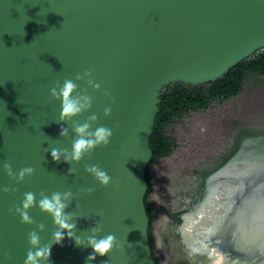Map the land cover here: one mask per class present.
Masks as SVG:
<instances>
[{
	"label": "water",
	"instance_id": "1",
	"mask_svg": "<svg viewBox=\"0 0 264 264\" xmlns=\"http://www.w3.org/2000/svg\"><path fill=\"white\" fill-rule=\"evenodd\" d=\"M261 49L264 0H0V161L10 160L17 172L36 168L20 184L0 171V185L19 189L0 193V264H23L26 258L27 233L34 225L21 224L9 212L25 192L76 193L93 185L92 196L78 195L67 209L91 217L77 220V234L83 236L99 219L101 235L114 234L122 244L108 256L97 255L93 264H156L145 197L161 91L177 82H216ZM89 68L101 90L88 89L92 109L74 119L83 122L94 112L114 135L108 147L73 165L78 174L70 176L72 165L54 162L45 151L71 150L74 137L70 124L64 125L69 136H60L61 103L50 98L49 89ZM111 97L116 103L105 118ZM233 139L215 170L252 165L240 175V202L264 207V124L245 127ZM86 164H99L114 183L100 187L84 171ZM100 210L102 218L95 215ZM30 215L46 225L41 244L50 242L51 216L38 208ZM92 251L65 234L62 244L52 245L49 264H86Z\"/></svg>",
	"mask_w": 264,
	"mask_h": 264
},
{
	"label": "flooded vegetation",
	"instance_id": "2",
	"mask_svg": "<svg viewBox=\"0 0 264 264\" xmlns=\"http://www.w3.org/2000/svg\"><path fill=\"white\" fill-rule=\"evenodd\" d=\"M262 124L264 117L225 120L226 141L221 150L210 153L204 163L182 168L181 173L165 188L162 207L159 205V210L155 211L152 205L157 216L153 227L154 239L157 227L158 240L164 245V252L171 251L172 257L176 256L174 264H264V207L253 203L241 204L237 219L232 217L234 198L236 195L240 198V178L232 176L234 173H226L231 166L215 170L229 152L234 136L244 131L245 127ZM237 156L240 157V151ZM219 181L224 183L214 188ZM220 188H225V194L227 189H231L230 198L224 204L226 214L221 224L217 219L219 213L213 211L218 228L216 226L211 230L202 224L201 213L205 211L203 216L207 217L210 212L208 206ZM155 192L153 185L151 196ZM160 213L164 215L162 220Z\"/></svg>",
	"mask_w": 264,
	"mask_h": 264
},
{
	"label": "clouds",
	"instance_id": "3",
	"mask_svg": "<svg viewBox=\"0 0 264 264\" xmlns=\"http://www.w3.org/2000/svg\"><path fill=\"white\" fill-rule=\"evenodd\" d=\"M77 81H83L86 87L81 88ZM93 91L101 90V83L95 79L94 69L89 68L82 73H77L75 79H64L61 85L57 82L49 89V96L52 100H58L61 103L59 119L56 121L61 125L60 136L67 138L69 136L70 124L71 131L74 134L71 144V150L68 148L50 147L45 151H50L54 162L63 160L72 165L68 169V175H77V169L73 167L79 164L86 156L90 159L91 154L97 148H106L110 145L114 131L112 128L98 123L100 117L92 112L81 122L74 119L84 113L90 112L93 105V96L89 94L88 89ZM105 96L110 93L105 90ZM116 100L111 97L110 103L103 110V117H110L112 114V104ZM0 171L16 184L22 183L26 178L32 177L36 173V168L26 166L18 172L14 170L10 160L0 161ZM84 171L91 175L98 182L100 187L107 188L113 184V178L99 164H86ZM19 189L7 185H0V193L16 192ZM96 192V187H81L76 193L73 191H53L50 195L44 190L39 194L28 191L23 194V199L19 204L9 209L11 214L19 216L20 223L23 225H34L31 231L27 233L29 248L26 252V258L23 264H49L51 248L53 244H62L67 238L74 240L78 247H90L93 251L86 257V264H93L97 255L108 256L113 250H121L122 244L117 240L114 234L101 235L104 230L102 220H93V226L84 232V235L77 234V220L79 218H91L79 216L75 211H67L78 195L92 196ZM39 196V199L37 198ZM79 207V205H76ZM38 208L40 212L51 216L55 230L52 232L51 240L48 243L41 244V233L46 230L44 223L37 221L30 215V210ZM96 216L103 217L102 210L97 211ZM106 264V261L103 262Z\"/></svg>",
	"mask_w": 264,
	"mask_h": 264
},
{
	"label": "rangeland",
	"instance_id": "4",
	"mask_svg": "<svg viewBox=\"0 0 264 264\" xmlns=\"http://www.w3.org/2000/svg\"><path fill=\"white\" fill-rule=\"evenodd\" d=\"M233 117H264V76L250 75L237 97L222 104L214 103L207 110L189 113L169 129L178 147L170 156L158 159L152 166L151 177L156 192L152 194L151 202L155 211L159 210V205L162 207L165 188L181 173L182 168L204 163L210 153L221 150L226 141L225 120ZM241 204L244 203L237 197L234 204L235 216L240 214ZM159 216L161 220L164 218L163 213ZM159 237L157 232L155 241L160 264H174L176 256L172 257L171 251L164 252V245L158 240Z\"/></svg>",
	"mask_w": 264,
	"mask_h": 264
},
{
	"label": "trees",
	"instance_id": "5",
	"mask_svg": "<svg viewBox=\"0 0 264 264\" xmlns=\"http://www.w3.org/2000/svg\"><path fill=\"white\" fill-rule=\"evenodd\" d=\"M250 75L264 76V49L255 52L216 82L197 86L177 82L165 86L161 91L160 110L156 116L150 138L153 158L146 171L148 192L145 197L146 210L150 220L148 232L150 247L156 264H160V261L153 236V227L157 216L150 202L153 191L151 169L158 159L170 156L178 147L169 129L189 113L207 110L214 103L222 104L237 97L243 91Z\"/></svg>",
	"mask_w": 264,
	"mask_h": 264
},
{
	"label": "bare ground",
	"instance_id": "6",
	"mask_svg": "<svg viewBox=\"0 0 264 264\" xmlns=\"http://www.w3.org/2000/svg\"><path fill=\"white\" fill-rule=\"evenodd\" d=\"M252 165H248L245 164L243 165H238L236 167L231 168L229 171H227L226 173H234L232 174V176L235 177H239L240 175H245L248 173V171L251 169ZM222 181H219L216 185H214L213 187L215 188L217 185H219ZM224 183V182H222ZM213 188V191H214ZM232 188V187H231ZM228 192L225 194V188H220L218 194H216L213 199L211 200L210 204H209V208H210V212L208 211L207 217H204L203 214L205 213V211L203 213H201V222L202 224H204V226H207V228H210L211 230H214L215 227L217 226V221L215 220H219L220 219V224L222 223V219H223V215L226 214L224 209V204L226 203L227 199L229 200L230 197L229 194L231 193V189H227ZM238 195H236V197L234 199H237ZM207 207V208H208ZM261 207V206H260ZM203 211V210H202ZM213 211L217 213H219L218 218L216 219V216L214 217ZM232 213V212H231ZM215 214V215H216ZM231 215V214H230ZM204 217V219H203ZM225 217V216H224ZM229 217V216H228ZM237 219V216L234 217ZM197 219V217H196ZM200 219V217H199ZM195 220V219H194ZM200 223V222H199ZM214 224V225H213ZM198 225V223H197ZM218 228V226L216 227V229ZM199 229V228H198ZM205 229V227L203 228ZM193 230V229H191ZM196 229L194 228L193 231H195ZM197 232V231H196ZM199 233V232H198ZM214 233V232H213ZM216 235V234H215ZM199 237V236H198ZM202 237V236H201ZM202 240V239H201ZM204 241V240H203ZM203 245V244H202Z\"/></svg>",
	"mask_w": 264,
	"mask_h": 264
},
{
	"label": "crops",
	"instance_id": "7",
	"mask_svg": "<svg viewBox=\"0 0 264 264\" xmlns=\"http://www.w3.org/2000/svg\"><path fill=\"white\" fill-rule=\"evenodd\" d=\"M155 234L157 235V227H156V233H155ZM158 246H159V243H158ZM159 250H160V251L162 250V249H161V246H160V249H159Z\"/></svg>",
	"mask_w": 264,
	"mask_h": 264
}]
</instances>
